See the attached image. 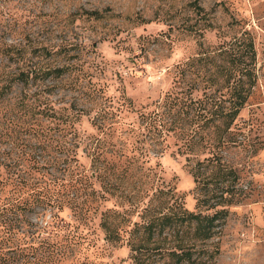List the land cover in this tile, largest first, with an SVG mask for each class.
I'll return each mask as SVG.
<instances>
[{
	"label": "rangeland",
	"instance_id": "obj_1",
	"mask_svg": "<svg viewBox=\"0 0 264 264\" xmlns=\"http://www.w3.org/2000/svg\"><path fill=\"white\" fill-rule=\"evenodd\" d=\"M87 10H98L103 17L89 19L83 15ZM210 25L214 28L205 29ZM219 30L227 38L248 30L258 54V84L234 132L223 134L224 160L237 171L228 183L234 203L211 239L196 242L185 223L167 229L159 244L191 250L192 260L182 264H264V0H0V50L7 44L17 47L13 58L0 51V74L26 66L44 69L74 64L78 69L25 88L13 83L0 92V134H5L1 148L15 149L17 134H32L28 130L31 118L23 108L25 94L35 93L33 98L42 102L47 98L57 110L72 105L75 110L84 108L88 114L82 115L77 128L80 134H99L100 138H92L98 150L107 149L108 143H121L119 135L109 134H147L151 141L149 147L138 143L140 160L132 164V174L109 177L115 186L112 202L126 203L133 212L148 202L152 189L165 182L185 208L198 211V192L186 157L178 153L173 139L168 146L155 138L157 131L146 125L140 128L136 111L161 100L174 82L176 65L216 43ZM52 47L56 51L50 53ZM76 72L85 76L83 84L91 81L103 86L108 99L75 89ZM190 135L177 134V138ZM191 150L198 152L200 145ZM148 158L150 163L144 162ZM83 162L90 170V158L84 157ZM194 163L195 159L190 166ZM97 165L102 168V161ZM30 219L38 221L34 215ZM89 227L93 237L98 234V246L103 249L98 219ZM126 242L127 236L105 247L103 257L93 253L89 257L106 264H131ZM161 264L171 263L165 259Z\"/></svg>",
	"mask_w": 264,
	"mask_h": 264
},
{
	"label": "trees",
	"instance_id": "obj_2",
	"mask_svg": "<svg viewBox=\"0 0 264 264\" xmlns=\"http://www.w3.org/2000/svg\"><path fill=\"white\" fill-rule=\"evenodd\" d=\"M83 15L93 20L103 17L98 10H87ZM219 32L216 43L176 65L174 82L161 100L136 111L140 128L146 125L157 131L155 138L160 137L168 146L173 139L178 153L186 157L198 192V211L185 208L165 182L152 189L153 197L133 212L126 203L112 202L115 186L109 177L133 173L132 164L140 160L138 143L150 146L147 134H109L119 135L121 143H108L107 149L98 150L92 138H100L99 134H80L77 128L82 115L88 114L86 109L75 110L72 105L71 109L57 110L49 99L42 102L33 98L35 93L25 94L23 108L31 118L28 130L32 134H17L16 150L0 146V264H106L92 260L89 254L103 257L105 247L124 241L125 236L131 264L192 260L191 250L181 245L164 248L159 238L167 229L187 223L196 242L206 241L214 236L219 221L228 216L234 203L232 184L228 183L237 171L224 160L223 134L234 132L259 78L252 34L242 30L227 38L226 32ZM16 50L15 45L7 44L0 51L13 58ZM54 51V47L49 50ZM75 69L74 64L44 69L26 66L2 73L0 92L13 83H22L25 88L40 80L62 78ZM74 78L75 89L105 98L103 86L91 81L83 84L85 76L78 72ZM177 134L192 135L177 138ZM196 134L205 136L197 138ZM4 136L0 134V143ZM196 144L200 150L194 153L191 149ZM120 145L124 148H118ZM84 157L90 158V170ZM98 161H102V168ZM33 215L38 221L30 219ZM97 219L104 234L103 249L98 246V234L93 237L90 233L89 226Z\"/></svg>",
	"mask_w": 264,
	"mask_h": 264
}]
</instances>
